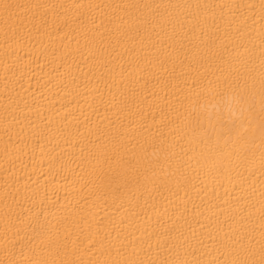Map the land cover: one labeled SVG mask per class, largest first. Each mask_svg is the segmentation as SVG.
<instances>
[{
	"label": "bare ground",
	"instance_id": "obj_1",
	"mask_svg": "<svg viewBox=\"0 0 264 264\" xmlns=\"http://www.w3.org/2000/svg\"><path fill=\"white\" fill-rule=\"evenodd\" d=\"M0 264H264V0H0Z\"/></svg>",
	"mask_w": 264,
	"mask_h": 264
}]
</instances>
